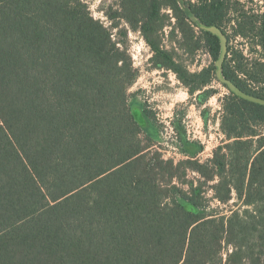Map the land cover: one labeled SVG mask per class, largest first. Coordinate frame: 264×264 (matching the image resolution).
Segmentation results:
<instances>
[{
	"label": "trees",
	"instance_id": "obj_1",
	"mask_svg": "<svg viewBox=\"0 0 264 264\" xmlns=\"http://www.w3.org/2000/svg\"><path fill=\"white\" fill-rule=\"evenodd\" d=\"M236 4L121 0L108 15L140 30L169 65L164 8L193 36V17L221 26ZM260 17L253 35L264 48ZM240 19L236 35L250 37ZM113 26L86 0H0V264H221L230 245L224 264H264V105L231 91L229 142L204 162L166 158L143 134L150 111L130 103L138 69ZM201 32L218 59L219 37ZM254 67L245 79L226 60L223 70L264 97L248 82L264 80V61ZM212 70L195 75L205 77L196 89ZM207 187L223 205L237 200L230 213L210 206Z\"/></svg>",
	"mask_w": 264,
	"mask_h": 264
},
{
	"label": "rangeland",
	"instance_id": "obj_2",
	"mask_svg": "<svg viewBox=\"0 0 264 264\" xmlns=\"http://www.w3.org/2000/svg\"><path fill=\"white\" fill-rule=\"evenodd\" d=\"M86 1L96 19H100L110 28L114 22L118 23L117 27L112 28L113 36L121 42L125 41L134 66L138 69V77L130 87L129 94L131 104L145 107L151 113L148 124L142 129L143 134L149 135L156 142V148L166 158L178 161L195 156L202 162L212 158L220 146L229 142L222 128V120L226 98L231 95V90L216 76L217 59L207 36L201 32L203 23L193 17L190 22L195 35L186 36L177 26L173 11L165 8L162 10L163 14H168V19L160 31L161 46L172 56V60L168 61L169 65H162L157 62L155 51L140 30L131 28L120 16L114 21L108 15L111 10L118 12L121 0ZM234 1L238 2L235 5L238 10H231L227 16L231 19L228 21L227 18L221 26H217L227 37V65L245 79L249 78L248 72L255 69L256 61H264V48L255 43L253 35L260 26L264 0ZM238 15L241 16L240 22L253 28L250 37L236 35L234 27L238 23L231 20H235ZM174 66H179L180 74ZM244 67L247 72H244ZM212 68L214 70L211 71L210 82L201 89H196L199 82L205 81V77L198 78L195 75ZM248 82L250 88L264 92V80ZM188 179L197 183L201 177L189 172ZM207 195L211 199L212 208H219L227 213H230L233 208L231 206L237 202L234 199L228 205H223L212 198L211 189ZM233 250V245L222 250L224 263L227 252Z\"/></svg>",
	"mask_w": 264,
	"mask_h": 264
},
{
	"label": "water",
	"instance_id": "obj_3",
	"mask_svg": "<svg viewBox=\"0 0 264 264\" xmlns=\"http://www.w3.org/2000/svg\"><path fill=\"white\" fill-rule=\"evenodd\" d=\"M201 28L213 33L214 35L218 36L220 39L221 52H220L219 58L216 61V65H217L216 76L219 79V81H221L223 84H226L227 87L236 95L243 97L247 100L257 102V103L264 105V97L256 96L254 94L244 91L233 80L227 78L224 75L223 66L226 60L228 46H227V37L222 31V29L215 24L213 25L201 24Z\"/></svg>",
	"mask_w": 264,
	"mask_h": 264
}]
</instances>
